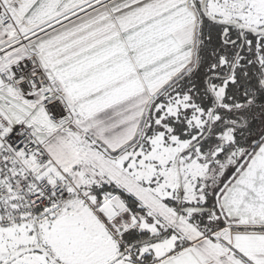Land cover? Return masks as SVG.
Instances as JSON below:
<instances>
[{"label": "snow or ice", "instance_id": "snow-or-ice-1", "mask_svg": "<svg viewBox=\"0 0 264 264\" xmlns=\"http://www.w3.org/2000/svg\"><path fill=\"white\" fill-rule=\"evenodd\" d=\"M0 264H264V0H0Z\"/></svg>", "mask_w": 264, "mask_h": 264}]
</instances>
